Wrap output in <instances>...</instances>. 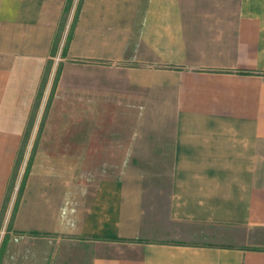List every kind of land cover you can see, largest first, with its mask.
<instances>
[{
    "label": "crops",
    "instance_id": "crops-1",
    "mask_svg": "<svg viewBox=\"0 0 264 264\" xmlns=\"http://www.w3.org/2000/svg\"><path fill=\"white\" fill-rule=\"evenodd\" d=\"M68 2L0 0V264H264V0Z\"/></svg>",
    "mask_w": 264,
    "mask_h": 264
},
{
    "label": "rangeland",
    "instance_id": "rangeland-1",
    "mask_svg": "<svg viewBox=\"0 0 264 264\" xmlns=\"http://www.w3.org/2000/svg\"><path fill=\"white\" fill-rule=\"evenodd\" d=\"M69 4L70 5L72 4V0H69L68 5ZM71 27H72V24H71ZM61 29L68 30V33H69V28H66V27L64 28L63 24L61 25L60 30ZM63 50H64V48H63ZM48 64H50V63H48ZM48 70H49V66L47 65V68L45 71L46 73H45V76L43 77L39 91L37 93L35 104L33 105V107L31 108V111H30L29 119H28V122L26 124L25 132H24L25 134H24L23 139H22L21 148H20L18 155L16 157L15 164L13 167V172H12V175H11V178L9 181V187L7 189V196L5 198V203H4V211L1 214V218H0V229H1V226L3 225V230H5L6 228L9 227L10 221L12 219V213H7L6 218H5V210L10 203V198L13 197L15 192H16L15 196L11 200V203H12V201L14 199V204H15L16 199L18 197V193H17L18 192V186L21 183V180H22L24 173H25L26 166L29 163V156L31 153V152H29V145H30L28 142L29 141V138H28L29 134L32 131L41 130V127L43 125V118L45 116L47 102L49 100L48 97H46L45 95L43 96L44 91H45V84L47 82ZM58 71H59V69L55 73V78L58 75ZM55 81L56 80H54V83H55ZM28 152H29V154H28ZM260 164L262 167L263 166L262 165V159H261ZM10 208L12 209V206H10ZM3 230H2V233L4 232ZM2 233L0 234V237L3 235ZM4 245H5V240H4V242H2V245L0 246V258L2 255V251L4 249L3 248Z\"/></svg>",
    "mask_w": 264,
    "mask_h": 264
},
{
    "label": "trees",
    "instance_id": "trees-1",
    "mask_svg": "<svg viewBox=\"0 0 264 264\" xmlns=\"http://www.w3.org/2000/svg\"><path fill=\"white\" fill-rule=\"evenodd\" d=\"M57 79V76H56V78H55V80ZM29 164H30V162L27 164V166H26V169H25V173H24V176H23V178H22V180H21V183L19 184V186H18V196H20V194L22 193V190H23V187H24V184H25V180H26V174H27V172H28V169H29ZM18 198V197H17ZM16 205H17V199H16V202H15V204H14V207H13V210H14V208L16 207Z\"/></svg>",
    "mask_w": 264,
    "mask_h": 264
}]
</instances>
